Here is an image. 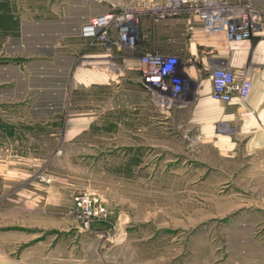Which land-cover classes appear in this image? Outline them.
<instances>
[{
  "label": "rangeland",
  "instance_id": "obj_1",
  "mask_svg": "<svg viewBox=\"0 0 264 264\" xmlns=\"http://www.w3.org/2000/svg\"><path fill=\"white\" fill-rule=\"evenodd\" d=\"M80 3L0 0V253L8 264H264V141L219 119L200 134L188 86L166 109L126 73L80 86L81 60L109 61L85 57L82 46L102 47L75 35L52 43L69 62L48 93L18 84L51 57L34 46L41 22L80 24L68 8ZM81 193L105 207L86 229Z\"/></svg>",
  "mask_w": 264,
  "mask_h": 264
},
{
  "label": "crops",
  "instance_id": "obj_2",
  "mask_svg": "<svg viewBox=\"0 0 264 264\" xmlns=\"http://www.w3.org/2000/svg\"><path fill=\"white\" fill-rule=\"evenodd\" d=\"M250 1L260 9L261 19L248 39L236 43L227 42L222 35L204 32L197 21H192L190 25H187L183 17H177L167 19L164 22L151 23V19L147 15H143L140 18L139 26L142 37L133 49L121 51L112 49L106 53L103 48L101 51L97 46H82L81 48L85 57L93 55L99 63L113 61L118 67L121 66L119 68L121 71L116 78L106 68L102 70L98 67H93L89 63L91 61L83 64L81 60L78 66V72L75 75V81L80 86L89 87L98 84L103 85L107 80H113L115 78L113 82L117 84L122 79L121 76L126 73L127 79L131 80L135 86L141 87L138 80V57L143 53L157 50L162 54L175 57L178 60V68L183 83L190 86V97L192 100L189 108L192 123L195 124L196 130L200 134H209L214 127L215 120L219 119L224 122L233 123L243 133L246 131L253 133L251 137L253 141L263 142L264 0ZM68 8L69 11L73 9L79 11L75 13L87 19L91 15L103 11L106 5L98 0H92L89 3L69 4ZM62 20L65 19L52 21L54 23L53 29L48 27V25H52L51 22H41L45 25L44 30L48 33L46 36L37 33L36 35L39 40L34 46L46 49L49 51L51 57L48 59L49 61L37 58L38 60L36 62L41 66L42 70L36 71V81H32V79L28 81L27 79H21L23 80L21 81L16 72V79L19 80V85L25 84L29 87V85H33L34 83L36 86H43L41 87V93H48V90H51L56 83L53 80L56 78L57 67L62 70L64 67L65 69L67 68L69 60L54 55L51 51L52 43L61 36H77L80 24L78 22L72 24L70 20L72 25L70 24L68 26L69 21ZM119 55L122 56L120 57ZM120 58L124 59V64L121 63ZM218 63H222L231 69L247 67L250 70L251 88L244 102L239 101L235 97L225 104L211 99L209 95L211 85L208 78V70L211 65ZM123 68L124 70H122ZM62 70L59 71L61 72ZM110 75L112 76L111 78L109 77ZM39 79L42 80L40 84L38 82ZM36 107L33 106L32 108ZM0 264H8L7 258L1 253Z\"/></svg>",
  "mask_w": 264,
  "mask_h": 264
},
{
  "label": "built area",
  "instance_id": "obj_3",
  "mask_svg": "<svg viewBox=\"0 0 264 264\" xmlns=\"http://www.w3.org/2000/svg\"><path fill=\"white\" fill-rule=\"evenodd\" d=\"M89 3L92 0H81ZM106 8L80 23L77 36L99 44L107 53L131 50L142 37L140 18L147 15L152 22L183 17L187 25L197 21L204 32L219 34L227 42L248 39L261 19L258 6L250 0H98ZM124 64V59L120 58ZM139 83L150 90L165 109L181 105L190 86L183 83L178 60L175 57L146 52L138 57ZM106 69L116 78L120 67L109 61ZM211 99L225 104L233 97L245 101L250 88V70L247 67L231 69L222 63L209 67ZM188 86V87H187ZM73 206L79 213L81 227L105 216V207L99 198L81 193L73 197Z\"/></svg>",
  "mask_w": 264,
  "mask_h": 264
}]
</instances>
